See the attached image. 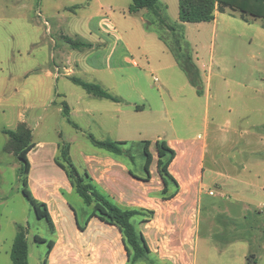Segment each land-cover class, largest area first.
<instances>
[{
  "label": "rangeland",
  "instance_id": "rangeland-1",
  "mask_svg": "<svg viewBox=\"0 0 264 264\" xmlns=\"http://www.w3.org/2000/svg\"><path fill=\"white\" fill-rule=\"evenodd\" d=\"M44 2L49 12L55 6L69 5L67 0ZM36 3L35 0H0V127L15 124L20 115L36 124V119L42 115V133L37 132L35 141L55 140L56 131L70 139L75 138L70 158L82 172L80 153L86 152V148L97 149L87 139V133L73 129L58 111L62 107L56 94L57 89L61 93L74 90V96L76 92L87 94L72 81H67L69 79L60 77L57 83L55 74L72 67L73 78L97 84L120 97L124 108L144 104L155 109L160 97L168 109L166 117L169 121L165 124H208L205 177L213 173L229 175L228 185L220 188L212 184L209 189L213 195H202L198 209L194 211L198 226L191 264H264V16L254 18L247 14L246 23L238 13L229 11L220 13L213 23L182 25L183 52L189 55L198 71L196 88L169 50L170 61L175 62L174 71L158 69V64L164 61L155 47L158 27L148 25L146 19L143 23L136 19L144 36L137 34L136 29L125 33L131 56L126 57L127 63L122 62L124 69L112 70L105 76L98 68L99 61H95L90 52L87 56L86 47L85 50H73L72 61L68 62L67 53L73 48L65 41L56 42V47L49 46L47 39H43L41 11L35 6L31 14ZM159 3L165 8L164 17L168 24L179 25L178 0H169L167 6L165 0ZM86 14L67 15L63 29L70 28V31L65 36L74 41H89ZM116 20L122 28L133 24L127 16L125 19L116 16ZM75 31L80 35L78 38L71 33ZM63 48L65 52L60 56ZM106 51L112 52L110 47ZM121 56L113 57L112 62L124 61ZM75 60L79 62L76 64ZM98 60L102 63L101 59ZM58 64L60 69L55 68ZM120 79L128 80V85L120 86ZM141 97H144L143 102ZM176 101L180 102L177 106ZM30 106H39L40 109ZM129 112V124H147L152 118L161 117L150 111L138 114L129 109ZM72 120L82 129H89L86 119L73 115ZM203 128V125H197L190 134L194 137L200 133L201 139ZM176 129L178 134L183 133L179 126ZM8 140V136L0 134V264L11 263L9 251L17 225L27 229L29 264H40L46 246L35 243L33 237L38 235L49 239V228L45 220L35 217L22 195L21 163L13 154L3 152ZM139 150V146H134L129 152L137 154ZM214 159H217L215 166ZM233 167L238 170V175L233 174ZM52 177L50 175L46 180L49 187L53 183V180L49 181ZM65 198L80 220L89 213L76 194Z\"/></svg>",
  "mask_w": 264,
  "mask_h": 264
},
{
  "label": "crops",
  "instance_id": "crops-1",
  "mask_svg": "<svg viewBox=\"0 0 264 264\" xmlns=\"http://www.w3.org/2000/svg\"><path fill=\"white\" fill-rule=\"evenodd\" d=\"M67 1L69 2L68 6H55L49 12L46 10L47 4L44 0H35L37 3L34 4L31 14H33L35 6L41 11L45 24H41L44 27V32L43 30L42 32L45 34L43 39L45 41L47 39L49 46L54 47L58 41L73 40L72 37L65 36L70 28L63 29L64 19L67 20V15L78 17L86 12L88 16L85 17V27L89 41H76L92 46L86 48L87 56H90L88 54L90 52L95 61L100 62L98 59H101L102 63L98 62L97 64L105 76L106 74L110 75L112 70L122 71L124 69L122 62H126V57L131 56V47L127 42L125 33L134 32L136 29L137 34L144 36L139 26L136 25V19H139L141 23L146 22L145 16L147 17L146 13L148 12L141 10L137 14L130 15L128 8L131 0L130 2L125 0ZM122 1L125 3H121ZM168 1L165 0L166 6ZM219 14H216L215 20ZM116 16L124 19L127 16L132 19L133 24L128 28H122V25L117 22ZM194 24L199 26L205 23ZM71 33L77 38L80 36L76 31ZM156 38L158 42L156 41L155 47L164 59L163 63L158 64V69L160 71H174L175 62L170 61V53L167 47L158 36ZM101 45L103 48L99 49ZM109 47L112 50L110 53L106 51ZM73 50L75 49H71L67 53L68 62L72 61L71 53ZM77 50H85V48L81 47ZM63 52H65L64 48L63 51L61 50L60 56L63 55ZM121 55L124 56V61L112 62L113 57H120ZM78 62L75 60L76 64ZM60 66L58 64L55 68L60 69ZM62 66L65 65L62 64ZM71 68L69 67L64 73L55 74L56 82L59 83L60 77L70 81L74 75ZM122 77L121 74L120 78ZM126 82L128 80L120 79V86L128 85ZM130 87L134 88L131 85ZM70 91L71 88H69ZM73 93L74 90L72 93L65 91L61 93L57 89L56 94L60 99V105L66 103L68 106L69 119L78 127L77 129L73 127V129L87 133V135L93 134V137L99 141L110 140L129 144L149 141L151 143L149 152L152 156V163L148 173L145 171V159L142 153L116 157L95 147L98 151L86 148V152L80 153L82 172L78 171L80 174L86 172L99 189L120 208L151 214L146 221L143 217H135L131 220L135 224L136 230L144 236L149 254L147 260L132 262L133 254L128 256L122 242V236L116 227L107 225L96 218L91 219L89 213L84 215L82 220L79 219L77 212L69 208V203L65 198L75 195L74 190L65 173L55 164L58 145L67 144L72 156L74 140L76 139L73 137L70 139L60 131H56L57 138L55 140L36 142L35 135L37 132H40L39 135L42 133V115L36 119V124H32L30 119L20 115L15 124H9L6 128L0 127V134L6 135L3 130L14 131L19 123H25L32 132L34 147L27 155L30 163L28 190L37 202L45 205L52 222V227H50L45 221L49 228V239L36 235L46 242L52 243L49 252L47 245L41 244L46 246V253L40 259V264H191L192 256H195L198 226V220L196 222L194 220L196 217L194 211L196 208L198 209L202 195H209L211 191L209 188L212 184L220 188L225 187L228 185L227 177H229L224 173H213L208 178L205 177V161L209 148L208 124H178L183 132L178 134V129H176L178 126L165 124L167 120L169 121V117H166L168 109L167 104L160 97L155 109L144 104L142 106L130 105V108L127 106L124 108L120 97H118L120 102H112L107 99H97L86 92L88 96L81 94L82 92H76L75 96ZM141 101H144V97H141ZM176 103L177 106L180 102L176 101ZM30 107L39 108V106ZM129 109L138 114L150 111L153 115H161V119L152 118L147 124H129ZM58 111L62 113V108H58ZM2 114L4 115V113ZM73 115L86 119L88 123L86 126L89 129L79 127L80 125L72 120ZM194 125L204 126L202 129L204 135L201 139H199L200 133L194 137L190 134L196 127ZM157 141H165L176 154L175 159L168 167V172L177 182L178 190L176 191L175 186L168 182L165 195H163L164 185L157 171L155 146ZM71 160L74 161L72 157ZM216 161L217 159H214L213 166H215ZM233 169V174L238 175V170L235 167ZM241 170L244 171L245 168L242 167ZM50 175L54 176L53 179L50 178L49 180H53L51 187L46 181ZM87 209L89 210V208ZM77 224L82 230L78 228ZM29 260L28 249V264Z\"/></svg>",
  "mask_w": 264,
  "mask_h": 264
},
{
  "label": "trees",
  "instance_id": "trees-1",
  "mask_svg": "<svg viewBox=\"0 0 264 264\" xmlns=\"http://www.w3.org/2000/svg\"><path fill=\"white\" fill-rule=\"evenodd\" d=\"M262 4L261 7L257 5ZM164 9L161 8L159 0H132L128 8L130 15L137 14L141 10H146L154 19L146 17L148 25H156L158 27V37L165 44L167 49L173 55L177 64L184 71L189 82L196 88L198 71L188 54L183 52L181 27L183 24L190 23H211L215 20L217 13L233 12L238 13L242 21L248 22L247 14L254 18L264 16V0H178V21L179 25H170L164 17ZM166 32L171 38L165 37L161 31ZM178 33V34H177ZM65 42L73 49L90 48V44H84L78 41L65 39ZM70 81L76 86L81 87L87 94L97 99H107L112 102H120V99L97 84H90L80 81L77 78H70ZM199 93V90H197ZM62 114L67 122L74 128H78L76 124L69 119V109L66 103H61ZM9 138L8 143L3 147L4 153L13 154L21 163L20 180L22 183V195L31 205L35 216L38 220H45L50 227L52 222L46 210L45 205L37 202L28 190V174L30 171V163L28 153L33 149L32 132L25 123H19L14 131L3 130ZM87 139L93 147L103 150L116 157L132 154L130 149L134 146L141 148L145 159V171L148 173L152 163V156L149 152L151 143L143 141L139 144H129L127 142L99 141L88 134ZM157 151V171L163 182V195L167 193V184L171 182L176 191L178 190L177 182L168 172V167L175 159V151L169 148L165 141H157L155 143ZM132 158V157H130ZM55 164L67 176L74 193L82 200L83 204L89 208V217L96 218L99 221L114 226L122 236L124 248L130 256L133 254L132 262L139 260H147L149 249L142 233L136 230L135 224L131 220L135 217H143L146 221L151 214L138 210L122 209L116 205L109 197H107L99 187L93 182L89 175L84 172L80 174L70 158V148L67 144L58 145V155L55 158ZM71 208V207H70ZM143 223V222H141ZM78 228H82L77 224ZM27 229L21 225L16 226V234L10 250L11 264H28V246H27ZM34 241L39 244H46L48 252L52 247L51 242H46L38 236L34 237Z\"/></svg>",
  "mask_w": 264,
  "mask_h": 264
},
{
  "label": "built area",
  "instance_id": "built-area-1",
  "mask_svg": "<svg viewBox=\"0 0 264 264\" xmlns=\"http://www.w3.org/2000/svg\"><path fill=\"white\" fill-rule=\"evenodd\" d=\"M209 195H210V196H212V195H213V193L210 191V192H209Z\"/></svg>",
  "mask_w": 264,
  "mask_h": 264
}]
</instances>
